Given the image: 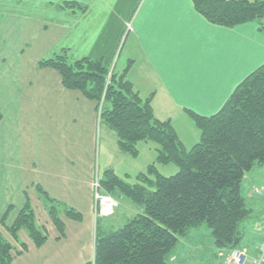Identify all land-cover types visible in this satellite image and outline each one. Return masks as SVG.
Masks as SVG:
<instances>
[{
	"label": "crops",
	"instance_id": "obj_1",
	"mask_svg": "<svg viewBox=\"0 0 264 264\" xmlns=\"http://www.w3.org/2000/svg\"><path fill=\"white\" fill-rule=\"evenodd\" d=\"M65 2L85 10L64 8ZM0 20V79L11 75L2 83L8 97L0 98V126L10 118L15 125L3 144L0 140V218L10 209L0 232L13 247V264H84L93 258L97 105L65 89L58 72L39 67L40 60L66 49L71 60H102L111 68L125 35L127 78L143 99L163 100L166 118L157 117L171 122L186 111L215 114L237 85L264 64V34L256 23L210 24L191 0H0ZM36 50L42 53L27 66L28 54ZM27 114L44 120L30 129ZM46 132L52 135L47 145L36 141ZM263 179L264 173L251 179L249 197ZM36 186L82 215L80 222L61 216L62 237ZM25 194L47 235L40 248L24 230L17 240L6 230ZM255 245L240 247L254 252Z\"/></svg>",
	"mask_w": 264,
	"mask_h": 264
},
{
	"label": "trees",
	"instance_id": "obj_2",
	"mask_svg": "<svg viewBox=\"0 0 264 264\" xmlns=\"http://www.w3.org/2000/svg\"><path fill=\"white\" fill-rule=\"evenodd\" d=\"M195 11L210 24L232 28L249 22L264 34V0H191ZM64 8L81 9L74 2ZM39 67L58 72L62 86L78 91L96 103L100 121L116 134L118 147L130 154L140 141L156 144L160 163L174 162L173 176L148 173L137 184L120 179L112 169L98 179V191L110 196L118 192L141 205L143 213L116 231L103 234L96 222L93 258L84 264H170L167 257L179 236L206 224L220 250L240 248L239 226L252 212L240 191L241 182L256 164L264 165V64L241 81L221 109L210 116L186 111L200 129V139L186 150L169 120L154 115L152 99H143L127 78L130 65L122 72L102 60H71L67 50L39 61ZM0 112V120H1ZM52 224L62 237L61 216L80 222L82 215L36 186ZM10 209L0 218L5 225ZM8 234L17 240L24 230L35 247L47 241L45 229L37 224L33 206L25 202ZM23 250L25 246L21 244ZM17 254H20L17 253ZM0 264H13V247L0 232Z\"/></svg>",
	"mask_w": 264,
	"mask_h": 264
},
{
	"label": "rangeland",
	"instance_id": "obj_3",
	"mask_svg": "<svg viewBox=\"0 0 264 264\" xmlns=\"http://www.w3.org/2000/svg\"><path fill=\"white\" fill-rule=\"evenodd\" d=\"M1 24L2 21L0 20V27ZM125 39L126 36L124 35L115 55V59L113 61L114 64L111 65L110 70H113L114 66L117 72H122L126 68V49L128 44L124 46ZM41 53L42 52L40 50H36L28 54L29 58L26 61V65L30 66V61H32L33 57L39 56V54ZM10 76L8 75V77L3 80L0 79V98L4 99L8 97V95H6V86L2 83L5 81L8 82ZM34 77H37V75H34ZM159 97L160 96L158 95L157 98ZM147 98L152 99L153 97L150 95ZM151 102L153 103V100ZM162 102L163 103L154 101L153 103L155 108L154 115L156 118H158L157 116L161 115L166 118V115L164 113H167V106L165 105L163 100ZM25 120L26 122L31 123L30 129H32L35 127L34 125L42 124L44 118H41V116L37 114H34L32 116L27 114ZM10 121H13L12 118H10ZM10 121L0 126L1 143L6 140L4 135H6L7 137V134L5 133L12 131L15 127L14 122ZM171 123L177 133L178 138L180 139L186 150H190L192 146H194L199 141L201 135L200 129L195 125L194 121L188 116V114H185L183 118L174 116V119ZM38 129V131H42L40 128ZM46 131L48 130L46 129ZM36 138V141L40 140L42 144L47 145L49 143V140L52 139V135L47 134L46 132L37 135ZM12 141V144H14L13 146H15V141ZM3 146L5 148V145ZM136 149L137 152L135 155H130L122 151L117 145V137L115 132L104 121H100L99 113H97L96 139L94 150L95 179L101 178L105 170L112 169L120 179L131 185L137 184L140 183L138 176L141 173L147 174L148 168L151 165H153L154 167L153 173L148 174L151 179L155 178L156 173L162 176L169 177L175 175L178 172V166L174 162L160 163L157 160L158 152L156 144L154 142L140 141L137 143ZM262 173H264V165L256 164L255 166H253L250 172H247L245 174L241 182V194L246 199L247 208L251 209L252 212L250 213L249 217L239 226V230L243 233L244 236L240 246H246L251 242L257 244L260 232L264 227V201H258L256 200V197L258 196L255 197L250 195V197L254 198L251 199L248 195V190L252 184L251 179H253L255 176H260ZM261 178H263V176ZM253 187L254 185L252 186V188ZM252 188L251 193L253 192ZM98 194L100 196H107L112 198L117 206L115 207L112 214H110L109 216L101 217L95 216L93 208V239L95 237V227L97 220L99 221L100 231L105 234L118 230L129 220L143 213V208L141 205L134 203L130 198L121 195L118 192L113 193L111 196L109 194L102 193L101 191H98ZM262 198H264V196L260 197V199ZM93 206H95L94 200ZM226 253L227 250H220L217 248L214 238L211 235L210 228L206 224H202L194 229H191L186 235L179 236L176 246L167 257V261L170 264H223L224 258L221 257L220 254L224 256Z\"/></svg>",
	"mask_w": 264,
	"mask_h": 264
},
{
	"label": "built area",
	"instance_id": "obj_4",
	"mask_svg": "<svg viewBox=\"0 0 264 264\" xmlns=\"http://www.w3.org/2000/svg\"><path fill=\"white\" fill-rule=\"evenodd\" d=\"M131 28V25H127V30ZM94 188V214L95 216H109L113 213L117 204L110 197L100 196L98 194V180L95 179L93 183ZM253 195L258 197L264 196V181L258 185H254L252 188ZM221 257L224 258L223 264H264V227L260 232V240L255 245L254 252H251L247 248H236L228 250L227 253Z\"/></svg>",
	"mask_w": 264,
	"mask_h": 264
}]
</instances>
